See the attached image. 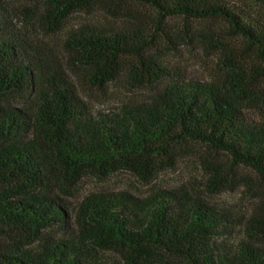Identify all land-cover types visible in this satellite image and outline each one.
Returning a JSON list of instances; mask_svg holds the SVG:
<instances>
[{
    "label": "trees",
    "instance_id": "trees-1",
    "mask_svg": "<svg viewBox=\"0 0 264 264\" xmlns=\"http://www.w3.org/2000/svg\"><path fill=\"white\" fill-rule=\"evenodd\" d=\"M98 10L111 18L68 31L62 55L38 41ZM19 11L0 0V264H264V191L237 242L225 238L233 215L205 198L236 166L264 179V121L245 112L264 101V0H34ZM195 41L221 53L208 81L166 61ZM116 82L144 98L95 111L77 88ZM190 154L203 189L97 191L72 207L62 196L122 170L150 183Z\"/></svg>",
    "mask_w": 264,
    "mask_h": 264
},
{
    "label": "rangeland",
    "instance_id": "rangeland-1",
    "mask_svg": "<svg viewBox=\"0 0 264 264\" xmlns=\"http://www.w3.org/2000/svg\"><path fill=\"white\" fill-rule=\"evenodd\" d=\"M4 4L11 10L20 12L24 6H29L34 0H2ZM236 3L242 4L244 1L251 0H232ZM254 1V0H253ZM130 10L135 13L152 15V12L146 8L131 5ZM21 19L22 14L16 16ZM111 18L108 13L101 11H94L91 13L77 12L73 14L68 21H66L63 29L57 33H39L38 41L44 42L45 46H49L53 51L62 55L63 40L66 33L70 30L78 29L86 23H106L107 19ZM219 28V25L216 24ZM215 25V28L218 29ZM189 26L195 28L196 23H190ZM229 49L233 53H245L241 39H228ZM248 53V52H247ZM221 54L220 51L213 47H206L198 41L191 45H183L177 51L169 54L166 58L173 67L190 79H199L208 81L211 79L217 56ZM250 56H246V62H252L254 53L250 52ZM257 65H262L260 61H254ZM73 77V81H75ZM77 88L84 99L90 100L92 109L95 111L110 112L114 108L120 106L126 100H137L144 98V93L138 90H128L122 82H116L108 85L105 92H97L92 95L84 92L83 88L77 83ZM264 89V84L262 86ZM264 99V97H263ZM259 106H254L246 109L245 112L248 117L256 121H264V101L259 102ZM225 159V157H222ZM243 176H250L252 183L249 185L242 180ZM208 179V173L203 168L202 162L198 154H190L185 158L180 159L173 168H169L161 172L152 182H142L137 177L133 176L128 171L122 170L116 172L104 179H85L77 183L71 188V194H62L66 200L67 205L73 206L79 203L86 195L97 192H120L129 191L138 196H145L151 192L152 186L157 188L171 189L181 183L197 184L198 189H203L201 185L205 184ZM226 187L219 191L205 192V198L215 206L228 210L236 221L235 237L229 238L231 241H239L246 235L245 222L247 217L251 214L256 202V193L260 190L264 191V179L258 174L244 166H236L233 173L228 178ZM66 233L63 230H58L56 236H64ZM237 236V237H236ZM111 264H117L115 256L109 257Z\"/></svg>",
    "mask_w": 264,
    "mask_h": 264
}]
</instances>
